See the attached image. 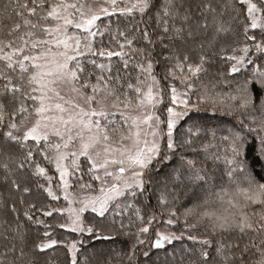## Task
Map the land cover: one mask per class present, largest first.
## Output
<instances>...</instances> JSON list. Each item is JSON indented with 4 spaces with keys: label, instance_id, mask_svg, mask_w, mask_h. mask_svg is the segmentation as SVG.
I'll use <instances>...</instances> for the list:
<instances>
[{
    "label": "snow or ice",
    "instance_id": "obj_1",
    "mask_svg": "<svg viewBox=\"0 0 264 264\" xmlns=\"http://www.w3.org/2000/svg\"><path fill=\"white\" fill-rule=\"evenodd\" d=\"M197 7L5 0L0 264H264V0Z\"/></svg>",
    "mask_w": 264,
    "mask_h": 264
},
{
    "label": "trees",
    "instance_id": "obj_2",
    "mask_svg": "<svg viewBox=\"0 0 264 264\" xmlns=\"http://www.w3.org/2000/svg\"><path fill=\"white\" fill-rule=\"evenodd\" d=\"M5 2V0H0V7L3 6V3ZM213 5L215 7H217V10L219 11V7L220 4L224 3L225 0H212ZM187 3L190 4L191 6V10H192V15H193V19H202V17H197L196 13L199 11V8L197 7V5L200 3V0H187ZM14 19H16L13 16ZM226 18V17H225ZM209 19H211L210 15H209ZM0 21H3L4 23H7L6 20H3V16L0 15ZM211 33V29H209V34ZM159 50V49H158ZM211 114H206V118L208 119V123L209 124H214L215 121L210 119ZM176 161L173 160L172 162H170L167 167L165 168H161L160 169V176H163V174L168 171L173 164H175ZM259 165H257V168L259 169ZM18 196V194H17ZM25 200H33V201H39L42 197L40 194H38L37 192L33 191L31 196H25L24 197ZM64 201H61L60 204L64 205ZM154 203V201H153ZM56 206V205H54ZM18 208L20 210V214L22 217V213L23 210L25 208V205H19L18 204ZM11 214H8L7 216H5V213L2 209H0V222L4 221L5 219L11 220ZM61 219H63V217H61ZM6 227V225H3L2 223H0V233L4 232V228ZM66 234V233H62L61 230L56 229L55 230V238H62V235ZM69 238H73V237H69ZM4 243V241L2 240V238H0V245H2ZM129 244V240L124 237V236H115L111 241H91V245L94 247L95 250H97V256L99 258H102L103 256L107 255L109 252H111V250L115 249L117 251L123 250V251H127V247ZM187 244L189 247H192L191 242L186 241V240H181V241H174L173 245L171 246H166L167 249L170 251L172 249V247H175L178 250H182V247ZM147 249V245H145V250ZM47 256L51 258V260L53 261V264H64V249L62 246H55L54 249H50L47 252ZM157 256L161 257V261L164 260V253L162 251H157V250H153V252L151 253L150 259L152 261H155ZM137 259L140 262V264H145V261L147 258H145L142 254V252L137 253ZM172 258H168L167 264H176L175 262L177 260H180L181 262V257H180V253L178 252L174 262L172 260H170ZM185 261H187V256H185ZM181 264V263H180Z\"/></svg>",
    "mask_w": 264,
    "mask_h": 264
},
{
    "label": "rangeland",
    "instance_id": "obj_3",
    "mask_svg": "<svg viewBox=\"0 0 264 264\" xmlns=\"http://www.w3.org/2000/svg\"><path fill=\"white\" fill-rule=\"evenodd\" d=\"M65 204V203H64ZM170 260H172V259H170ZM173 262H174V260H172ZM176 264H180L181 262H180V260H177L176 262H175Z\"/></svg>",
    "mask_w": 264,
    "mask_h": 264
}]
</instances>
